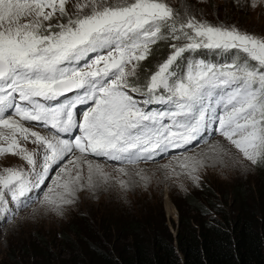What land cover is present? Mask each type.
<instances>
[{
	"label": "snow or ice",
	"instance_id": "1",
	"mask_svg": "<svg viewBox=\"0 0 264 264\" xmlns=\"http://www.w3.org/2000/svg\"><path fill=\"white\" fill-rule=\"evenodd\" d=\"M217 21L187 0H0V155L27 165L0 170V217L39 199L53 171L40 203L63 214L85 190L147 184L138 165L172 150L190 154L161 168L199 186L230 155L208 128L264 163V35Z\"/></svg>",
	"mask_w": 264,
	"mask_h": 264
},
{
	"label": "trees",
	"instance_id": "2",
	"mask_svg": "<svg viewBox=\"0 0 264 264\" xmlns=\"http://www.w3.org/2000/svg\"><path fill=\"white\" fill-rule=\"evenodd\" d=\"M167 2L177 7L185 0ZM187 3L212 23L218 22V14L220 21L248 30L246 13L227 2ZM159 48L145 68L167 55L166 46ZM258 166L262 186L257 180L252 187L248 182L202 179L199 186L174 187L170 198L177 209L176 222L166 216L161 197L153 196L144 204L131 201V207L110 211L106 231L101 220L61 230L62 241L71 236L79 244L64 260L55 262L45 253L55 248L46 240L50 235L37 236L35 244L21 248L32 251L29 264H40L35 257L48 264H264V163Z\"/></svg>",
	"mask_w": 264,
	"mask_h": 264
},
{
	"label": "rangeland",
	"instance_id": "3",
	"mask_svg": "<svg viewBox=\"0 0 264 264\" xmlns=\"http://www.w3.org/2000/svg\"><path fill=\"white\" fill-rule=\"evenodd\" d=\"M167 1L172 3L175 0ZM217 2H227L229 5L238 7L239 10L246 13L243 16L244 19L248 20V25L245 26V29H248V32L254 34L264 35V0H261L259 5L255 8L247 6L248 0H239V6H237L233 0H217ZM82 110L83 109H81V111ZM204 139L207 140V144L221 141L225 144V147L230 148V155H226L223 162H217L214 165L210 164L205 169H202L200 172L202 179H216L220 182H248L252 187L257 180L259 186H262L263 183H260V174L259 171H257L259 164L252 166L248 161L243 160L241 154H239L234 147L228 145L226 141H223L222 137L213 131V128L204 133ZM26 146L29 150L35 147V145L31 143ZM188 148L192 151L199 152L202 149H206L207 145L198 141L193 146H188ZM182 153L190 154L183 149L172 150L163 159H156L150 163L141 162L138 167L144 169L146 174L150 177L147 184L137 180L125 190L120 188L117 183L110 182L107 185L97 187L95 190H85L79 193L75 204L64 209L63 214H57L40 203L44 191H46L48 186L52 183V178H54L56 174V172L53 171L50 174L49 180L42 186V190L39 191V199H33L27 207L15 211V214L10 215L7 220L0 217V264H29L32 259L29 255L32 251L28 249L23 250V246L26 247L29 243L35 244V238L37 236L45 238V235H50L49 239H45L49 244H54L55 246L54 249H47L45 253H48L49 256L54 258L55 262L57 259L64 260L68 258L71 254L70 252H72L74 248H77L79 244L76 243L71 236L66 237L65 240L62 241V237L59 235L61 230H67L72 225L75 227L76 224L82 222L86 224L97 222L98 224L99 220H101L102 227L105 228L106 231L108 230L107 228L110 227V211H114L116 208L120 209L121 207H131V201H134L135 204H144L153 196H160L166 216L176 222L177 209L171 201L170 191H172L174 187L180 189L181 187L190 186L192 182L186 176H169L167 171L161 168V165L172 159V156ZM90 159L93 158L90 157ZM242 160L243 163H240ZM99 163L103 164L104 161L99 160ZM9 166L27 167L25 162L16 156L10 154L0 155V170ZM116 166L114 162H108L106 170L111 172L113 176H116L117 174L113 172V168ZM167 201L174 206V210H172L173 213L167 212ZM105 238L110 241L109 236ZM66 241L69 242L67 243ZM45 260L46 259L39 260V257L34 258L35 262L41 261L40 264H48L47 261L45 263Z\"/></svg>",
	"mask_w": 264,
	"mask_h": 264
},
{
	"label": "bare ground",
	"instance_id": "4",
	"mask_svg": "<svg viewBox=\"0 0 264 264\" xmlns=\"http://www.w3.org/2000/svg\"><path fill=\"white\" fill-rule=\"evenodd\" d=\"M166 210L168 213H171L172 210H174V206L169 201L166 202Z\"/></svg>",
	"mask_w": 264,
	"mask_h": 264
}]
</instances>
